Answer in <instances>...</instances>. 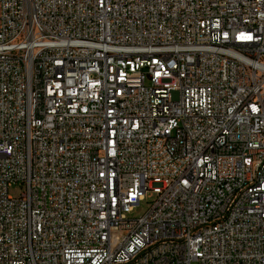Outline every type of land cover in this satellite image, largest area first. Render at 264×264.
Masks as SVG:
<instances>
[{"label":"built area","instance_id":"1","mask_svg":"<svg viewBox=\"0 0 264 264\" xmlns=\"http://www.w3.org/2000/svg\"><path fill=\"white\" fill-rule=\"evenodd\" d=\"M0 264H264V0H0Z\"/></svg>","mask_w":264,"mask_h":264},{"label":"rangeland","instance_id":"2","mask_svg":"<svg viewBox=\"0 0 264 264\" xmlns=\"http://www.w3.org/2000/svg\"><path fill=\"white\" fill-rule=\"evenodd\" d=\"M21 193V188L19 185H14L10 188V194L13 196H19ZM150 207V203L143 201L137 206L134 211L129 215L130 217H139L144 215Z\"/></svg>","mask_w":264,"mask_h":264}]
</instances>
